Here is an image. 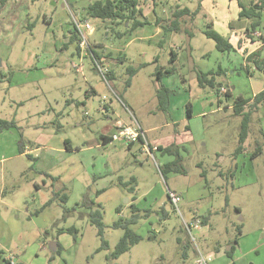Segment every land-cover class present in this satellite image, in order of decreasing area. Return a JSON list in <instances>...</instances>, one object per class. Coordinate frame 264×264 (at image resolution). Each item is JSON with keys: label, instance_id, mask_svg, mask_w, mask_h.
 I'll use <instances>...</instances> for the list:
<instances>
[{"label": "rangeland", "instance_id": "obj_1", "mask_svg": "<svg viewBox=\"0 0 264 264\" xmlns=\"http://www.w3.org/2000/svg\"><path fill=\"white\" fill-rule=\"evenodd\" d=\"M138 1L149 24L122 38L115 36L124 32V27L109 21L97 22L86 16L84 8L71 9L67 0L63 22L52 25L43 22L42 14L60 15L62 3L58 2L55 8V0H35L32 4L31 0H25L30 13L23 28L16 35L0 34V120H13L17 127L0 134V264H7L3 257L10 252L17 254L22 264H195L199 253L209 258L208 264H224L225 257L236 258L229 264H264V106L252 115L248 143L243 146L246 153L241 152L234 159L241 118L227 109L232 100L227 101L221 94L218 99L222 103L218 106L215 91L201 88L194 74L185 71L183 77L179 76L180 89L173 92L175 97L185 98L186 104H191L193 117L149 135L163 144L188 142L180 154L184 173L163 175V164L174 157H161L157 152L152 159L139 150L138 142L128 147L123 141H115L86 151L88 144H96L98 132L107 123L103 111L98 110L102 98L104 103L112 99L116 116L125 121H129V115L120 107L115 94L132 103L136 117L143 123L155 125L158 120L167 119L155 110L158 109L155 73L176 63L174 67L179 73L180 65L167 62L169 49L154 50L146 41L138 40V36H152L157 18L164 19L162 22L167 26L176 6L194 11L201 5L195 17L185 15L178 19L182 34L173 35L179 57L184 58L185 50L192 48L193 62L196 60L198 66L203 63L228 68L232 74L216 80L223 87L228 86L234 98L248 99L264 89L263 74L252 70L247 73L241 55L217 56L214 43L202 34L209 23L222 34L226 29L221 21L240 22L236 1L154 0L155 7L152 0ZM240 1L250 5L255 0ZM213 4L217 16L208 12ZM67 15L70 23L66 25ZM216 17L222 20L216 21ZM74 22L89 23L94 29L87 36L90 45L100 41L105 51L114 45L126 52L127 58L118 65L113 81L103 78L93 59L79 58L76 42L66 34ZM235 22L232 28L241 29ZM263 29L264 23L257 31L250 27L244 30L247 43L261 44L256 33ZM183 31L192 32L190 43ZM163 34L156 40L162 39ZM128 41L132 42L124 48ZM61 43L65 47L56 50L55 46ZM200 53L209 57L197 58ZM156 56L158 63H150ZM106 57L110 59L111 54ZM97 63L102 71L108 69L100 61ZM129 66L142 68L126 88ZM189 66L191 62L186 67ZM79 68L81 72H77ZM89 85L96 88L97 95L85 99ZM70 99L74 103L86 100L87 105L69 106ZM203 99L211 100L212 105L208 107L207 102L205 114L197 115L202 113L199 103ZM150 110L158 116L149 113ZM108 116L116 118L112 113ZM173 129L178 133H173ZM66 139L71 144L70 151L65 150ZM37 141L46 143V148L36 150ZM58 147L62 149L60 153ZM258 147L261 153L252 158ZM19 148L25 154L20 155ZM131 178L135 180L133 192L128 190L132 187ZM168 190L180 195L179 211L169 203ZM63 193L68 197L65 204L60 197L51 200L54 194ZM84 198L103 208L107 249L98 250L101 240L89 222V209L77 206ZM132 205L138 209V220L131 229L141 240L117 259L108 260L123 235L122 230L111 225L119 218H130ZM194 216L206 219L207 224L188 235L184 224ZM72 227L76 234L65 232ZM51 243L59 245L58 252L49 249ZM218 244L221 249L215 251ZM232 246L229 257L225 252ZM183 248H187L186 256L182 255Z\"/></svg>", "mask_w": 264, "mask_h": 264}, {"label": "crops", "instance_id": "obj_2", "mask_svg": "<svg viewBox=\"0 0 264 264\" xmlns=\"http://www.w3.org/2000/svg\"><path fill=\"white\" fill-rule=\"evenodd\" d=\"M34 1L35 0H31V4ZM67 1H68L67 3H69V7L71 9L76 10L77 8H81L82 7V8H84L86 10V8L90 4H92V3H94L95 1H98V0H67ZM210 1H213V0H210ZM234 1H236V0H234ZM201 2H203V0H201ZM207 2H208V0H207ZM59 3H62L61 4L62 13L60 15H58V16H55V15L48 16L46 13H43L42 14L43 22H45V23H47L49 25H52V24H55V23L61 24L63 22V18L62 17L67 14L66 13L67 10L65 8L66 4H64L63 2H59ZM59 3L54 4L55 8L58 7ZM165 4H167V3H165ZM236 4H237V2H236ZM210 6L211 7L208 10V12L210 14L211 13H215L216 16H217L218 12H217L216 7H215L216 4H213V6L212 5H210ZM28 7L29 6L25 2V0H8L7 3L5 4V6H3L0 9V24H1V26H0V34L4 35L6 37L8 35H10V36L16 35V33H18V31L23 28V25H24V23L27 20V16L30 13V10L28 9ZM69 11L71 12L70 9H69ZM71 15H72V12H71ZM143 15H144V13H143ZM68 18H69V15H67V20L64 21V23L66 25L70 23ZM162 18H163V15H162ZM165 18H167V17H165ZM237 18H238V20H240V22H238V23H236L235 21H233V22H235L236 24L240 25L239 28H241V29L232 28L231 24L233 22H227L226 23L225 21H221V25L223 27H225V29H226V30H223L224 32L221 35L229 40L230 44L234 47V51L221 53V52H218L216 50L215 45H214V48L216 50L215 52L218 54L217 56H220V55L225 54V53H228V54L229 53H234V54H237V55H241L242 61L245 63V59H246V56L248 54H250L251 52H253V51H255V50L259 49V48H261L264 45L263 42H262L264 40V37H263V40H262L261 39V35L260 36L256 35L257 37H260L261 44L259 42H257V41H252V42L247 43V40L244 38L243 31L247 30L248 27H250V24L252 22H254L256 19L239 18L238 16H237ZM91 19H93V20H95L97 22L100 21V20L95 19V18H91ZM215 20L219 21V20H222V19H220L219 17H216ZM162 21H164V19H161V21H160V23L158 25H154V26L153 25H149V26H153L154 27V32H153L152 36H149V35L146 36V34H143L141 36H138L139 37L138 40L146 41L147 44L151 45L154 48V50L167 49V51H168V49H169L170 57L167 58L168 59L167 62L172 59V53H173L175 58H174V61L172 62V64L174 65L176 62H178L179 65H180V69L181 70H180L179 73L176 72V68L174 67V66L177 65V63H176L174 66H172L170 68V69L173 70V73L170 76L163 77L161 79V83H157L156 84L157 87L155 88V91H156L157 88L159 87V85L163 84L164 87H166L167 89H169L171 91L170 94H169L168 105H167L166 109L164 111H160L157 108L155 109L157 113L164 114V116H166L167 119L163 120V121H161V119H160V120H158L156 122L155 125L143 123L136 117V115L134 113V110H133V107L131 106L132 103L130 102V104H129L128 102H125L122 98H120L119 96H117L115 94L116 101L119 102L120 107H122L128 113L129 121H125V120L120 119V118H118L116 116V108L113 107L112 99L109 98V101L107 103H105L104 105H101V106L99 105L98 106V110L99 111H103L104 115L107 117V119H106L107 123L104 126H102L101 130L98 132V140L96 141V144L94 146H92L91 144H88L86 151H91V150H93L95 148L105 147L107 144L115 142V141H111L110 140V137H111L112 133L115 131L116 127L119 124H127V125H130V126L139 127L145 133V136H146L148 144L151 147H156L157 148V150L154 151L153 154H152V157H153V158L151 157L152 159H155L154 158V154H156L157 152H159L157 154H160L161 157L162 156L163 157L164 156L172 157V156H169V155L162 154L161 151L158 150V147L164 148V147H168L170 145H175V146L178 147L179 153L181 154V152L185 150V147L187 146L186 143H188V142H186V143H175L173 141V142H171V144L170 143L169 144H163V142L160 141L159 139L150 138V136H149L152 132L158 131L160 128L162 129L164 127L174 126V125H177L179 123H183V122L187 121L189 118L193 117V115H192V111L193 110H192L191 104L189 106V110L191 112V115L188 116V114H187V108H188L187 104H189V103L186 104V102H185L186 99L185 98L180 99V96L179 97H175V92H173L175 88L178 89V90L180 89L179 88L180 87L179 79L181 77H183L181 74H183L186 71L187 73H193L194 76L196 77V72H199V73H210V72H215L217 69H219V71L221 73V75L219 77H225V76L229 75L230 72L227 70L228 68L227 69H223L220 66L218 68V65L216 66V68L215 67H211L209 65L205 66L203 63L200 66H198L196 60H195V62H193L194 60H193V57H192V51H193L192 48H190L188 50L187 49L185 50L184 58L183 57H179L178 53L175 51V50L178 49V47L174 43V35L173 34H182V33H174V32H168L167 34L164 33V30H163L162 27L165 26V24H163L164 22H162ZM225 23H226V25H225ZM263 23L264 22H262L260 24V26ZM147 25H145V26H147ZM143 27L144 26H141V27H138V28H143ZM138 28H136L135 30H133L129 34H124V35H133V33H135ZM162 30H163V32H162ZM257 30L258 29H256V31ZM72 31H73V28L71 27V29L67 30L66 34H68L71 37L72 36V33H71ZM262 31H264V29L261 30V33H260V31L258 33L264 35V32H262ZM123 33L124 32L116 33V36L115 35L114 36L116 38H122V36H124ZM188 33L187 32L184 33V31H183V34H185L184 38H185V40H187L186 42L190 43L191 40L189 38L192 37V36H188ZM258 33H256V34H258ZM117 34H119V35H117ZM162 34H163L164 37L157 41L156 39L158 37H161ZM131 42L132 41H128L125 44L124 48L129 46L131 44ZM8 43H10V42L8 41ZM76 44H77V42H76ZM64 47H65V43H61L59 45H56L55 49L56 50H62ZM249 47H251V49H249ZM105 50H104L103 43L100 42V41H94L92 43V45L89 44V47H88V49L86 51H82L81 52L79 47L78 46L76 47V51H77V54H78L79 58H81V57L85 58L86 56H88L91 59H93L94 61L98 60L104 66L108 67V72L111 73V78H112L111 81H113L115 79L114 78L115 77V75H114L115 70L117 71V68H118L119 64L125 62V60L127 58L126 57L127 55H126V52L123 50V48H122V50H120L119 48H115L114 45L112 46V48L110 50H107V51H105ZM108 54H111V58L110 59H108L106 57ZM199 55L200 56H197V58H202L203 60H205L206 58L209 57V55L207 53H200ZM107 60H109V61H107ZM188 62H191V66L186 67L188 65ZM150 63L157 64L158 63V57L157 56L156 57H152ZM194 63H196V64H194ZM245 66H246V63H245ZM196 69L198 71H196ZM93 70H95L94 67H93ZM250 70L255 71L253 68L250 69ZM77 72H81V69L79 68L77 70ZM249 73H251V72L249 71ZM230 74H232V73H230ZM179 76H181V77H179ZM224 87H227L228 90H229V93H230V97L228 99H226V100L227 101L228 100H230V101L232 100V103L227 104L226 107H227V109L229 108L231 110L232 109L233 100L235 98H237V97L234 98V96H232V91H231V89L228 86H224ZM95 95H97L96 88L94 86L89 85L85 89V95H84L85 99L95 97ZM216 95H217V100H218V104L217 105L219 106L222 102H221L220 99H218V96H220L221 94L218 93ZM254 95L255 94H253L252 97ZM238 97H241V96H238ZM252 97H250V98H252ZM201 101H202V103H199V108L201 109V110H199V112H202V113L201 114L197 113V115L205 114L204 111L207 108V102H208V107H210L212 105L211 100L208 101L207 99H203ZM80 103H82V105L84 107H86V105H87L86 100H81L80 102L77 101L76 103H74V100L70 99L67 102V104L69 106H72V104L78 105ZM111 113L116 118L112 119L111 116H108ZM149 113H153L154 116H158V115H156L155 111H153V110H150ZM185 113H186V115H185ZM84 115H87V112H84ZM156 118L158 119V117H156ZM11 129H15V128H11ZM2 133H4V132L2 131L0 134H2ZM173 133L176 134V133H178V131L173 129ZM65 141H67V143ZM247 143H248V140H246L245 145H247ZM45 144L46 143H39V141H37V144H35L36 145V150L45 149L46 148V146H44ZM63 144H64V147H65L66 151L72 150L71 144H70V142L67 139L63 141ZM135 144L136 143L126 144V145L128 147H132ZM138 144L140 146L139 150L141 152H144L147 156H149L142 149L141 143L138 142ZM20 150H21V148L18 149V153L20 155L25 154L23 149L21 151ZM56 150L58 151V153H60V151H62L61 147L56 148ZM245 153H246V151H245ZM170 162L171 161H169L167 163H170ZM41 210H42V208H39V210L37 211V214ZM165 216L162 215V218L165 217ZM193 219H200V217L199 216H194L191 220H193ZM202 226L203 225H201V227ZM220 247L221 246H219V244H218V246H216L214 248L215 251H220V249H221ZM230 249H231V247L228 248L226 251H229ZM9 256H13L15 258V263H21L20 259L18 258V255L17 254H13L11 252L3 257V261L5 263H7V258ZM235 260H236L235 257H231L230 259L225 257V263L224 264L234 263ZM222 261H224V260H222Z\"/></svg>", "mask_w": 264, "mask_h": 264}, {"label": "trees", "instance_id": "obj_3", "mask_svg": "<svg viewBox=\"0 0 264 264\" xmlns=\"http://www.w3.org/2000/svg\"><path fill=\"white\" fill-rule=\"evenodd\" d=\"M8 0H0V9L5 6ZM237 5L239 7V18H247V19H256L254 22L250 24V30L256 31L260 24L264 22V0H255L251 1L250 5H244L241 1L236 0ZM153 7L156 6V3L154 0H152ZM139 1L138 0H98L94 3L90 4L86 10L85 14L89 18H95L102 22H111L115 23L116 25H121L125 28L124 34H129L133 30H135L138 27L145 26L149 24L147 19H145V16L143 15V12L139 9ZM201 5L199 4L198 8L194 11H190L188 8H179L176 6V9H174V13L172 14V19L169 21L170 23L166 26H163V30L166 32H174V33H180L178 29V19L182 16L189 15L192 17H195L200 12ZM155 11L154 9L152 10ZM139 17H143V20H139ZM160 19L157 18V20L154 22L155 25H158L160 23ZM30 24H27V27H29ZM73 31L72 36L70 37V40H73L77 42L78 46V34L76 30L74 29V26L72 24ZM264 32V31H262ZM203 35L214 42L215 48L218 52L224 53V52H230L234 51V47L230 44L229 40L223 37L221 34H219L217 31H215L212 28V23L206 24L205 29L202 31ZM119 35V34H117ZM261 35V39L263 40L264 35ZM188 36H192V32H189ZM264 44V40H263ZM174 54L172 53V59L170 62L174 61ZM246 63V71L249 73L250 69H254L255 71L261 73L264 75V45L251 52L246 56L245 59ZM142 68V66H139L137 68L134 67H127L126 68V74L128 76L127 81L125 82V87L128 88L131 84V79L133 76ZM173 73L172 69H166V70H157L155 73L156 80L158 83H161V79L165 76L171 75ZM221 75L219 69H217L215 72L210 73H197L196 79L201 88L209 87L215 91L216 94L219 93L220 88L222 87V84H218L216 78ZM107 80H112L111 73H107L106 75ZM219 85V87H217ZM226 93L224 96L226 99L230 97V93L227 87H225ZM170 90L166 87L159 85V87L156 90V98L158 102V110L164 111L168 105V99ZM187 114L188 116L191 115V112L189 110L190 104H187ZM264 106V89L255 94L252 98L244 99L242 97H237L233 100L232 104V114L235 116H240L241 123H240V130L238 134V145L233 153V158L236 159V157L241 153L245 152L243 151V146L245 145V142L249 135L250 130V122L252 115L261 107ZM11 128H17L16 123L11 120H0V133L3 130H8ZM187 128V127H186ZM67 143V141H65ZM158 150L161 151L164 155H169L174 157V160L170 163H166L162 166V174L165 175L167 173H184V169L182 167V157L179 153L178 147L175 145H170L168 147H158ZM21 151V150H20ZM261 153V148H256L254 153L252 154V158L257 156ZM130 182L132 183V187H130L128 190L129 192L134 191L135 187V180L133 178L130 179ZM127 183H121V185L126 186ZM102 191H98L97 194H100ZM56 197H60L63 204L67 202V194H54L52 196V199H55ZM49 203V202H48ZM47 206V204L45 205ZM77 206H82L87 209H89L88 217L89 222L91 225H93L96 228L97 236L101 240V246L98 250L107 249V242L105 241L103 237L104 232V224H103V208L100 204L95 203L92 200H88L87 198H84L80 204H77ZM42 208V207H41ZM132 208V215L128 219H122L119 218L116 221H114L111 225L114 229H120L123 231V235L117 242V244L114 247V250L108 255V260H115L120 255L128 252L134 245L140 242L141 237L137 235L132 229L131 226L135 225L138 220V209L135 205L131 206ZM43 209V208H42ZM67 213L69 211H66ZM117 212H120V209L117 210ZM201 225H206L207 221L204 218H200ZM65 232L76 234L75 228H69ZM179 243L181 242L180 239L177 240ZM236 243V242H235ZM189 244V242L187 243ZM56 251L58 252L60 247L59 245H56ZM185 248V247H184ZM182 249V255L186 256V249ZM234 247L232 246L229 251H226L225 254L229 257H231V253L233 251ZM7 264H9L7 262ZM15 264H21V263H15Z\"/></svg>", "mask_w": 264, "mask_h": 264}, {"label": "built area", "instance_id": "obj_4", "mask_svg": "<svg viewBox=\"0 0 264 264\" xmlns=\"http://www.w3.org/2000/svg\"><path fill=\"white\" fill-rule=\"evenodd\" d=\"M58 2H63L64 0H55V3ZM74 29L76 30L77 34H78V47L80 49V51H86L89 47V43H88V39L87 36L91 35L92 32L94 31V29L91 27V25L89 23H80V22H74L73 23ZM258 36H260V34H257ZM98 61H95V65L98 69V71L100 72V74L103 76V78L107 79V77L105 75H107L108 73V69L102 71L99 64L97 63ZM106 73V74H105ZM226 88L225 87H221L219 90L220 94H225L226 93ZM104 98H102V105H104ZM111 141H123L126 144H133V143H141L142 145V149L150 156L152 157V154L154 151L157 150L156 147H151L146 139L145 133L136 126H130L127 124H119L115 131L112 133L111 137H110ZM153 158V157H152ZM167 199L169 201V203L177 210L178 209V204L181 201V197L180 195H178L175 192H172L170 190L167 191ZM185 230L187 232L188 235H191L192 230H197L199 231L201 228V221L199 219H193L188 223L184 224ZM193 240V238H192ZM7 262L9 264H15V258L13 256H9L7 258ZM209 262V258H204L203 256H201V254L199 253L198 258L195 261V264H208Z\"/></svg>", "mask_w": 264, "mask_h": 264}, {"label": "water", "instance_id": "obj_5", "mask_svg": "<svg viewBox=\"0 0 264 264\" xmlns=\"http://www.w3.org/2000/svg\"><path fill=\"white\" fill-rule=\"evenodd\" d=\"M217 87H219V86H217ZM49 249H50L51 251H55V250H56V245L51 243V244L49 245Z\"/></svg>", "mask_w": 264, "mask_h": 264}]
</instances>
